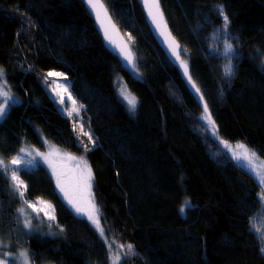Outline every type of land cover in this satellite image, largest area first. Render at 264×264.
Returning <instances> with one entry per match:
<instances>
[{
	"label": "trees",
	"instance_id": "1",
	"mask_svg": "<svg viewBox=\"0 0 264 264\" xmlns=\"http://www.w3.org/2000/svg\"><path fill=\"white\" fill-rule=\"evenodd\" d=\"M103 1L131 44L132 71L107 48L84 0H0V70L16 98L0 118V155L44 150L47 139L86 156L103 228L123 264H264V188L221 144L242 142L264 160V0H161L217 136L180 66L156 43L141 0ZM49 71L65 76L46 78ZM119 75L138 100L136 114L117 92ZM66 80L83 106L74 118L49 91ZM17 174L28 200L51 203L55 226L19 237L20 199L0 170L9 264L20 263L21 248L33 264H111L99 231L69 208L45 167ZM185 201L191 207L181 213Z\"/></svg>",
	"mask_w": 264,
	"mask_h": 264
},
{
	"label": "snow or ice",
	"instance_id": "2",
	"mask_svg": "<svg viewBox=\"0 0 264 264\" xmlns=\"http://www.w3.org/2000/svg\"><path fill=\"white\" fill-rule=\"evenodd\" d=\"M87 4L90 5V7L94 10L96 19L100 21V25L104 30V35L109 39V41L115 43V41L112 40V35L110 34V30L112 32L115 31V25L111 21V17L108 15L107 9L105 8L104 4L101 2V0H86ZM145 7L148 9V15L151 18L152 22L156 25L158 29L161 30V34L165 36L166 40L168 41V47L172 50V53L176 56L177 60H180V65L183 68V71L185 74L188 73V65L185 61L180 59V46L175 41L174 37H171V34L167 31V25L166 22L163 19V13L160 9L159 0H144ZM221 15H223V19L225 21L224 27H227V21L228 16L223 13L222 6L220 7ZM120 48V51L124 53L125 59L132 61L133 57L131 55V52L127 49V46L123 43L117 45ZM226 49L228 52H232L233 46L231 44L226 45ZM227 73H232V68L229 66L227 68ZM63 73L58 72H49L47 73L48 77H63ZM0 76H3V70H0ZM188 79L191 80V76H188ZM56 81H53V84H56ZM193 87H195V84L193 82ZM63 92H67V86H62ZM53 91H56V95L59 97L60 102L64 103V96L61 94L60 91H57L56 88H53ZM196 91L199 92V89L196 88ZM122 94L125 96V98L128 100V103L132 106V108H135L136 106V98L131 96L125 88L121 89ZM0 96L4 97V101L2 104H0V118H2L6 114V110L8 107L9 100L12 99V97L9 95L8 91L3 90V85H0ZM71 95L69 93V100H71ZM75 101H72L73 109L72 111H75L78 113L79 109L75 107ZM204 114L203 119L208 121L209 124L213 126V129L215 130V121L212 120L211 113L208 111L207 103H204ZM72 111H69V115H72ZM85 135L89 136V140H91L90 134L85 133ZM94 143V141H93ZM225 145L227 146V142H225ZM238 148L243 149V151L237 153L233 152V155L236 157V159H244L249 162V166L252 167L255 170V173L258 177L259 183L264 186V171L259 170V167L255 164L254 159L256 158V153L251 152L246 146L244 145H237ZM21 152L28 151L27 149H20ZM40 155L43 159H45L49 166L52 168L53 174L56 176V182L57 186L59 187L60 191L65 195V197L68 199V202L75 208V210L85 215L89 220L92 221V223L95 225V227L100 232L101 236L104 234V229L101 226L100 223V217H99V209L96 205V202L93 198L92 193V181H93V173L91 167L88 165L87 161H85L83 158H77L73 156H68L67 159L71 161H76L75 167H70L66 163H62L61 157L59 152L53 151V153H50L48 155H45L43 153H37ZM28 155H32L30 151H28ZM13 165H20L23 163L32 164L33 160L24 161L20 157L13 158L10 161ZM0 170L7 171L8 170V164L4 162L3 159H0ZM11 179L14 182L13 187L17 188L19 191V194L21 197H23L24 192L20 190L21 188L26 189V185H24V182L20 179V177L16 174V171L13 170L11 173ZM262 196H264V191H262ZM27 203V201H25ZM41 203H45L41 201ZM29 207H33L36 211H44V215L48 216L50 220H54L55 216L50 215L49 211L46 209H51L52 206L50 204H46V209H35V206L32 204H29ZM191 207V201H185L184 206L181 207L180 212L184 213L186 208ZM22 214L25 212L24 208H21L18 210ZM25 226L28 228H31V221L26 219L24 221ZM111 247V245H109ZM123 247V245H121ZM129 250L132 249V245L127 246ZM20 258L23 260V264H30V256L27 253V251L21 252ZM120 257L114 256L113 257V264H119ZM0 264H8V261L5 259H0Z\"/></svg>",
	"mask_w": 264,
	"mask_h": 264
},
{
	"label": "rangeland",
	"instance_id": "3",
	"mask_svg": "<svg viewBox=\"0 0 264 264\" xmlns=\"http://www.w3.org/2000/svg\"><path fill=\"white\" fill-rule=\"evenodd\" d=\"M187 63L188 65V73L185 74L184 71H183V68L181 67L180 65V69L182 70L183 74L185 75L186 77V81H187V84L189 85V87L195 92L197 93V97L198 99L201 101V103L204 105L205 100H204V97L203 95L201 94V90L200 88L198 87V84L196 82V80L194 79V77L192 76L191 74V71H190V67H189V64H188V60H183ZM261 67L262 69L264 70V58L262 59L261 61ZM49 72H58V71H49ZM48 72V73H49ZM58 73H61V72H58ZM191 76V80L188 79V76ZM65 76V75H63ZM46 78H61V77H46ZM67 82V92H63V88L62 86H65V84H63L62 82H58L57 84H55V86L53 88H56L57 91H60L61 94L64 96V103H61L60 102V99L59 97L56 95V91H53V88H49V91L53 97V99L56 101V103L58 104L60 110L67 116L71 117V118H74V117H77L81 110L83 109V106L80 105L77 100L74 98V96L72 95L71 93V90H70V83L68 80H66ZM193 82L195 84V87H193ZM0 85H3V90L5 91H8L9 92V95L12 97L11 100H9L8 102V110L7 112L10 110L11 106H12V103H14L16 101V98L12 95L9 87L7 86V83L4 81V76H0ZM116 88H117V92L119 94V96H121L120 98H122V100L127 104L128 106V110L131 114H136L137 112V106H138V100L137 98L128 90L127 88V85H126V82H125V79L122 75H119L118 76V79L116 81ZM122 88H125L127 90V92L136 98V106L135 108H132V106L128 103V100L125 98V96L122 94L121 92V89ZM196 88L199 89V92L196 91ZM69 93L71 95V100H69ZM4 101V97L3 96H0V104H2ZM72 101H75V107L79 109L78 113L75 112V111H72L73 109V104H72ZM11 103V104H10ZM133 110V111H132ZM69 111H72V115H69ZM6 112V113H7ZM204 114V113H203ZM6 115V114H5ZM3 118V117H2ZM208 122V121H207ZM75 127L77 128V126L79 125V122L75 121ZM209 124V123H208ZM212 130L213 133H216L215 135L217 136V132H216V129L214 130L213 129V126L211 124H209ZM78 129V128H77ZM225 142H227V146L225 145ZM221 144L224 148V150L227 152V154L231 157V159L239 166H241L243 169H245L251 176H253V178H255V180L257 181V183L259 184L260 187L264 188V186H262L260 183H259V180H258V177L255 173V170L249 166V162L247 160H244V159H236V157L233 155V152H241L243 151V149H240L237 147V145H244L246 146L251 152H253L247 145H245L244 143L242 142H236V143H231V142H228V141H224V140H221ZM45 149L44 150H40L39 148H35V147H25L24 149H27L28 151H30L32 153V155H28V151L26 152H20L16 157H20L22 158L24 161H28V160H33V163L32 164H28V163H23V164H20V165H13L10 163V161L12 160H9V161H6L4 158H2V156L0 155V159H3L5 163L8 164V170L7 171H4V172H10V174L12 173L13 170L16 171V174H17V169H20V168H23V169H32V168H36L38 166H43L45 167L49 173L51 174V176L53 177L54 181H55V185H56V188L60 194V196L63 198V200L65 201L66 204L69 205V208L71 210H73V212H75L76 214L78 215H81L85 218H87L85 215H82L80 213H78L75 208L68 202V199L65 197V195L60 191L59 187L57 186V182H56V176L53 174V171H52V168L49 166L48 162L43 159L40 155H38L37 153H43L45 155H48L50 153H53V151H57L59 152L60 154V157L62 158L60 162L62 163H66L67 165H69L70 167H75L76 166V161H71V160H68L67 157L68 156H73V157H77V158H83L85 161H87L88 165L91 167L90 165V162L88 161L87 157L84 156V155H76V154H72V153H69L67 150H65L64 148L48 141L47 139H45ZM15 157V158H16ZM254 162L255 164L259 167V170L261 171H264V160L261 159L260 157H258L256 155V158L254 159ZM92 169V167H91ZM92 173H93V170H92ZM18 175V174H17ZM12 180V179H11ZM13 181H12V187H13ZM25 185V183H24ZM14 188V191L16 192L18 198L20 199V207L19 209L21 208H24L25 212L22 214L21 212L18 211V214H19V217H20V228H19V231H18V235L20 238H24L25 236H27L28 234H31L32 232L36 233L37 231L39 232H42V233H47V234H52L51 231H53V227L55 226L54 225V222H55V219L54 220H50L48 218V216H45L44 215V211H36L34 210L33 207H29V204H32L35 206V209L39 210V209H46V204H50L48 201H45V200H28L27 197H26V194H25V189L21 188L20 190H22L24 192V195L23 197L20 196L19 194V191L17 190V188L13 187ZM92 193H93V198L96 202V195H95V191H94V175H93V181H92ZM22 198V200H21ZM25 201H27V203H25ZM41 201L43 202H46L45 203H41ZM262 202H263V207H264V199L262 198ZM96 205H97V202H96ZM52 206V205H51ZM98 207V205H97ZM99 209V208H98ZM47 211H49L50 215H54L55 216V213H54V210H53V206L51 209H46ZM99 217H100V223H101V226L103 227L102 225V222H101V215H100V211H99ZM28 219L31 221V228H28L25 226V223L24 221ZM88 219V218H87ZM89 220V219H88ZM91 223L92 221L89 220ZM93 224V223H92ZM44 225H47L48 228H45ZM94 225V224H93ZM95 226V225H94ZM96 228V227H95ZM97 229V228H96ZM104 229V228H103ZM98 230V229H97ZM100 233V232H99ZM103 239L105 240V242L107 243L108 247L109 245H111L110 248V254H111V264H113V257L114 256H119L120 257V260H119V264H123V258H124V255L123 253L121 252V249L120 247L105 233V230H104V234H103ZM10 247L11 245L10 244H5L4 242L0 241V259H5L8 261V264L10 262V260L8 258L12 257V255L10 253H7L5 252L4 256H1L3 254L4 251L8 250L10 251ZM24 251H27L25 248H21L20 250V253L21 252H24ZM27 253L29 254V252L27 251ZM30 256V264H33L32 262V258H31V255L29 254ZM19 264H23V260L22 258H20V263Z\"/></svg>",
	"mask_w": 264,
	"mask_h": 264
},
{
	"label": "water",
	"instance_id": "4",
	"mask_svg": "<svg viewBox=\"0 0 264 264\" xmlns=\"http://www.w3.org/2000/svg\"><path fill=\"white\" fill-rule=\"evenodd\" d=\"M101 2L104 4L105 8L107 9L108 15L111 17L112 23L115 25V31L112 32L110 30V34L112 35V40L115 41V43L109 41V39L107 37H105L104 30L100 25V21L96 19V15H95L94 10L90 7V5L87 4L86 0H84L85 6L88 9V11L91 13V15L93 16L97 30L99 31L100 35L102 36L104 43L107 46V48L119 57L120 61L122 62V64L124 65V67L127 70L132 71L135 69V66H136V57H135V54H134L133 49L131 47V44L127 40V38L125 37L123 32L120 30L118 25L115 23V21L112 18V16H111L106 4L104 3V1L101 0ZM141 2H142V6H143V9L145 12V17H146L148 27H149L156 43L159 45L161 50L164 52V54L166 55L168 60L174 66L179 67L180 66V60H177L176 56L172 53V50L168 47V41L166 40L165 36L161 34V30L156 27V25L152 22L151 18L149 17L148 9L145 7L144 0H141ZM159 4H160V9L163 13V19L167 25V31L171 34V37H174L175 41L179 44V46H180V59L184 60L182 46H181L179 40L175 37L174 33L172 32V30H171V28L167 22V19L165 17V14H164L162 6H161V0H159ZM121 43L125 44L127 46V49L131 52V55L133 57L132 61L125 59L124 53L120 51V48L117 45L121 44Z\"/></svg>",
	"mask_w": 264,
	"mask_h": 264
}]
</instances>
